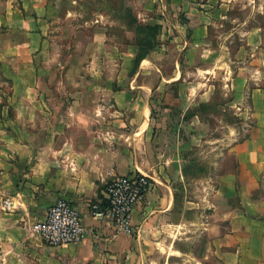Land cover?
<instances>
[{
  "label": "crops",
  "instance_id": "crops-1",
  "mask_svg": "<svg viewBox=\"0 0 264 264\" xmlns=\"http://www.w3.org/2000/svg\"><path fill=\"white\" fill-rule=\"evenodd\" d=\"M189 6L159 35L171 38L173 63H158L154 50L125 85L85 79L80 70L94 61H85L82 43L73 47L78 60L57 78L60 52L48 34L57 2L0 0V84L8 91L0 89V264H155L163 255L183 264L186 240L200 236L198 264H264V24L245 28L243 20L224 32L223 17ZM151 70L160 79L139 82ZM186 71L206 81H190ZM219 72L246 133L224 147L231 161L209 198L189 202L179 194L184 178L175 160L156 162L153 134L185 130L186 112L209 102ZM169 86L177 90L176 123L175 113L160 108ZM136 171L151 177V187L134 208L131 233L120 234L90 205L104 208L106 185ZM58 198L79 211L87 234L78 244L48 247L32 231Z\"/></svg>",
  "mask_w": 264,
  "mask_h": 264
},
{
  "label": "rangeland",
  "instance_id": "rangeland-1",
  "mask_svg": "<svg viewBox=\"0 0 264 264\" xmlns=\"http://www.w3.org/2000/svg\"><path fill=\"white\" fill-rule=\"evenodd\" d=\"M55 1L58 4V18L48 29V34L55 38V46L60 52V65L53 74L59 78L60 71L66 62L78 60L73 47L82 43L85 46V61L93 59L94 62L91 68L86 67L87 63H85L80 74L89 81H99L103 84L119 79L126 85L138 67L148 65V62L142 64L140 62L138 67L134 66L135 57L139 54V45L142 47L146 39H152L157 31L159 33L155 42L157 47L154 50L161 54L157 62L161 64L166 61V65L173 63L172 59L177 56L173 54L168 56L166 50L171 38L164 37L160 40L159 35L168 30L171 23L175 22L173 20L182 21L186 18L185 13L188 11L182 7L185 2H188L189 7L196 5L195 8L223 17V22L229 23L222 27L224 32L230 31L233 27L237 28L243 20L247 21L245 28L259 23L264 24V0ZM200 4L203 8L199 6ZM232 20H234L233 23ZM235 38H237L236 35ZM222 42L225 43V40ZM67 54L71 56L65 60ZM165 71L166 74H172L171 66ZM161 73L164 74L162 70ZM161 73L151 70L146 74L142 71L137 79L139 82L147 78L156 81L160 79ZM222 74L220 75V72L213 74L210 83L212 87L208 91L209 102L192 107L186 112L183 120L185 130H181L176 135L163 136L156 131L153 134L157 144L155 156L158 160L156 162L159 161L160 166H163V163L169 159L175 160L174 163L176 166L179 165L178 169L181 170L184 178V182L179 187V194L189 202H200L205 197L209 198V191L218 187L219 178L217 177L224 173L226 162L231 161V156L224 154L226 152L224 147L242 140L246 133L240 128L241 124L236 116L238 110L227 104L231 94H227L222 88L225 81ZM186 75L185 77L190 81H206L201 74L194 75L192 71H186ZM2 80L4 79L0 77V82ZM0 89L5 94L8 92L3 84H0ZM48 93L52 96L53 89L49 88ZM176 93V87L166 88L164 94L167 95L168 100L165 99L160 104V108L161 105H165L175 113L174 123L177 120L179 107ZM195 113L198 117L196 120L193 117ZM144 165L147 169L148 164L144 163ZM147 172L148 175L152 173L149 169ZM177 184L175 181L174 186L176 187ZM235 202L236 198L232 197L231 203L235 204ZM193 216L191 212L187 214L190 219H193ZM186 241L184 249L187 257L183 264H198L194 258H199L198 256L202 254L203 237H198L196 242ZM167 263L177 264L178 260L175 257L166 258L163 255L155 264Z\"/></svg>",
  "mask_w": 264,
  "mask_h": 264
},
{
  "label": "built area",
  "instance_id": "built-area-1",
  "mask_svg": "<svg viewBox=\"0 0 264 264\" xmlns=\"http://www.w3.org/2000/svg\"><path fill=\"white\" fill-rule=\"evenodd\" d=\"M151 182V177L140 171L113 178L105 188L104 208L91 204V214L107 219L117 233L129 235L134 208L144 199ZM3 203L6 208L10 207L7 200ZM32 231L48 247L78 244L87 234L79 211L64 198H58L48 208L45 218L35 223Z\"/></svg>",
  "mask_w": 264,
  "mask_h": 264
},
{
  "label": "trees",
  "instance_id": "trees-1",
  "mask_svg": "<svg viewBox=\"0 0 264 264\" xmlns=\"http://www.w3.org/2000/svg\"><path fill=\"white\" fill-rule=\"evenodd\" d=\"M158 31L157 33H155V35L153 36L152 39H146L144 45L141 47V45H139V54L135 57V65L137 66L140 64V62L146 58V56L152 52L156 47H157V43L156 42V37L158 36ZM141 48H143L141 50Z\"/></svg>",
  "mask_w": 264,
  "mask_h": 264
}]
</instances>
